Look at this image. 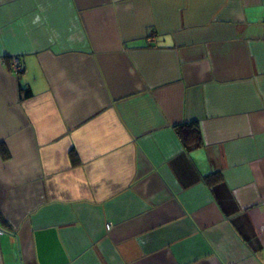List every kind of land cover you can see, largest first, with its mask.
<instances>
[{"label": "crops", "instance_id": "obj_1", "mask_svg": "<svg viewBox=\"0 0 264 264\" xmlns=\"http://www.w3.org/2000/svg\"><path fill=\"white\" fill-rule=\"evenodd\" d=\"M0 230V264H264V0H0Z\"/></svg>", "mask_w": 264, "mask_h": 264}, {"label": "trees", "instance_id": "obj_2", "mask_svg": "<svg viewBox=\"0 0 264 264\" xmlns=\"http://www.w3.org/2000/svg\"><path fill=\"white\" fill-rule=\"evenodd\" d=\"M9 60V59H8ZM176 133L183 145L187 149L199 146L201 143V132L197 121H189L174 126ZM7 154L4 152V156ZM208 185H214L220 181L221 177L217 172L209 173L203 176Z\"/></svg>", "mask_w": 264, "mask_h": 264}, {"label": "built area", "instance_id": "obj_3", "mask_svg": "<svg viewBox=\"0 0 264 264\" xmlns=\"http://www.w3.org/2000/svg\"><path fill=\"white\" fill-rule=\"evenodd\" d=\"M8 68L13 72V73H20L22 71V63H21V60H20V57L19 56H11L9 58V61H8ZM110 223H107L106 224V229H109L110 228ZM0 233H2V231L0 230Z\"/></svg>", "mask_w": 264, "mask_h": 264}]
</instances>
